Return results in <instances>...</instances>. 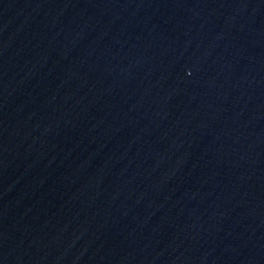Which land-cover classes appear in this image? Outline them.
Listing matches in <instances>:
<instances>
[{
    "label": "water",
    "instance_id": "obj_1",
    "mask_svg": "<svg viewBox=\"0 0 264 264\" xmlns=\"http://www.w3.org/2000/svg\"><path fill=\"white\" fill-rule=\"evenodd\" d=\"M0 264H264V0H0Z\"/></svg>",
    "mask_w": 264,
    "mask_h": 264
}]
</instances>
